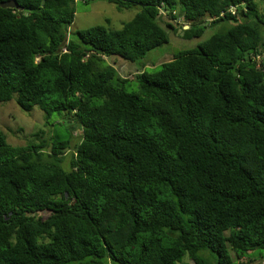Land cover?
Returning a JSON list of instances; mask_svg holds the SVG:
<instances>
[{"label": "trees", "instance_id": "1", "mask_svg": "<svg viewBox=\"0 0 264 264\" xmlns=\"http://www.w3.org/2000/svg\"><path fill=\"white\" fill-rule=\"evenodd\" d=\"M15 1L28 11L0 7V102L63 114L81 133L12 145L0 128V264H207L206 251L216 264L253 261L264 249V0H108L137 11L119 29L70 34L75 0ZM176 10L184 38L232 24L132 78L106 61L142 62L168 43L160 15Z\"/></svg>", "mask_w": 264, "mask_h": 264}, {"label": "rangeland", "instance_id": "2", "mask_svg": "<svg viewBox=\"0 0 264 264\" xmlns=\"http://www.w3.org/2000/svg\"><path fill=\"white\" fill-rule=\"evenodd\" d=\"M74 6V19L69 27V34L71 31L98 24L109 29H119L122 23L131 19L137 11L136 8L117 9L115 4L108 0H75ZM177 13L176 10L177 18L175 20L171 18L169 13L160 15L162 25L165 26L166 23H169L173 24L174 28L166 29L169 37L168 43L147 52V57L145 56L146 58L142 62H130L118 57L105 58L106 61L112 64L121 76L132 78L137 70H150L154 66L157 67L160 63L171 59L173 53L178 49L192 48L205 40L211 33L218 31L220 27H230L232 24V21H227L221 24L209 25L200 36L184 38L182 29L187 28V25H182V19ZM202 23L208 25L210 22L206 20ZM129 80L125 84V89L132 91L136 89V81ZM0 128L3 129L7 141L12 145H25L33 140L37 141L36 137L33 136L35 133H39L40 138L48 141L54 133L63 138H70L72 133L70 143L74 144L79 140L81 133L78 126L74 125L71 129L69 128V120L63 114L53 112L47 117L36 105H32L29 110H23L18 107L15 100L0 102ZM63 158L64 167L67 168L69 153H64ZM39 214L45 217L48 212L43 211ZM208 253L207 251L199 252L202 256H206L207 264H216L214 258ZM212 254L215 255V253ZM247 255L253 258V261H250L246 257L247 264L264 261V249L250 251ZM178 264H193V262L184 257Z\"/></svg>", "mask_w": 264, "mask_h": 264}, {"label": "water", "instance_id": "3", "mask_svg": "<svg viewBox=\"0 0 264 264\" xmlns=\"http://www.w3.org/2000/svg\"><path fill=\"white\" fill-rule=\"evenodd\" d=\"M0 7L18 8L26 12L28 11V8H23L22 6L18 5L15 0H2L0 1Z\"/></svg>", "mask_w": 264, "mask_h": 264}, {"label": "built area", "instance_id": "4", "mask_svg": "<svg viewBox=\"0 0 264 264\" xmlns=\"http://www.w3.org/2000/svg\"><path fill=\"white\" fill-rule=\"evenodd\" d=\"M239 6H243V4H241V5H239ZM237 10H238V6H236V5H231V6H229V7L227 8L226 11L221 12V13L219 14V17H222V16H223L224 14H226V13H230L231 15H235L236 12H237ZM213 19H214L213 17H208V18H206L207 21H212ZM263 54H264V53H263Z\"/></svg>", "mask_w": 264, "mask_h": 264}]
</instances>
